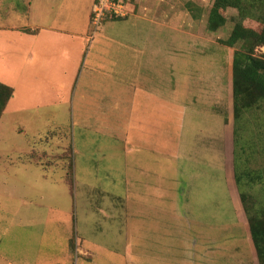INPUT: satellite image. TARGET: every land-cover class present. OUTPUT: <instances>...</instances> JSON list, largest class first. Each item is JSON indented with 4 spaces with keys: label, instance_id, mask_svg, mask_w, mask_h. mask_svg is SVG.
I'll return each instance as SVG.
<instances>
[{
    "label": "crops",
    "instance_id": "0c3cea01",
    "mask_svg": "<svg viewBox=\"0 0 264 264\" xmlns=\"http://www.w3.org/2000/svg\"><path fill=\"white\" fill-rule=\"evenodd\" d=\"M94 1L0 0V83L13 89L0 121L17 120V142L44 119L49 149L68 113L72 155L68 171L20 158L35 149L21 142L3 154L0 264H203L216 198L236 206L233 50L217 69L214 47L184 48L177 16L144 0L88 46Z\"/></svg>",
    "mask_w": 264,
    "mask_h": 264
},
{
    "label": "rangeland",
    "instance_id": "374dc122",
    "mask_svg": "<svg viewBox=\"0 0 264 264\" xmlns=\"http://www.w3.org/2000/svg\"><path fill=\"white\" fill-rule=\"evenodd\" d=\"M151 5H161V9H165L164 13L169 15L170 19H175L177 16V23L175 25L178 28L184 30V48H189V45L193 41H197V45L200 48H215L216 53V63L217 69L220 67L225 68L226 66V53H228V48L222 45V41L227 39L229 33L235 23L237 12L233 9H227L224 12L226 17L225 25L217 30L216 32L209 31L207 29V19L208 13L215 0H144ZM161 21L164 23L166 30L170 31L171 26H174V22ZM147 24V23H146ZM243 25L246 28L253 30H260V25L253 20H245ZM181 26V27H180ZM170 27V28H168ZM174 28V27H173ZM197 36L198 38L194 37ZM234 50L233 48H230ZM205 51V50H201ZM211 51V50H210ZM256 56H264V47H257L255 49ZM201 56V55H200ZM202 57V56H201ZM188 59V57L186 58ZM194 68L189 65L187 60H185V76L192 74ZM7 83H12L14 85L15 81H3ZM261 109H253L246 112L241 120V127L239 132V151L244 150L246 154L249 155V161L244 164L243 167H247L250 171L254 173H261L263 178L261 183L258 181L251 186V189L247 191L248 195L252 198V202L257 211H264V103ZM233 110V109H232ZM36 119L29 117L31 124L29 125L30 131H27L23 136L22 140H17L13 130L17 128V120L15 118H9L8 115L0 121V159H3V154L9 155L11 159H16L15 154L16 145L23 144L25 147L35 148L33 154H31L30 149H25L26 151L21 153L19 156L23 159H39L40 161H45L49 158L50 161L55 162L60 161L61 163H66L68 171L70 163V143H71V133H70V118L68 113H63L62 117L58 119L60 123L57 126L55 139H52L49 144V149L42 145L44 143L40 142L46 135L45 127L47 122L44 119H40L38 122ZM33 126V127H32ZM36 128V131L35 129ZM40 132V133H38ZM5 145V146H3ZM48 154V157L45 156ZM240 154H244L240 152ZM57 173V172H56ZM57 179L58 176L55 175ZM234 180V179H233ZM234 182V181H233ZM70 184V182H69ZM232 197L234 198V204L238 206L228 207V203L225 198H216V208L217 213L215 218L210 215L209 220L213 226L200 230V243L199 250L200 256L202 254H207L208 256L203 259V264H252V259L256 264V259L251 251L249 240L246 236L245 225L247 222L245 213L243 211L239 194L236 186L233 185ZM192 217L193 215L187 214ZM179 222V226H184ZM187 232V231H186ZM194 231L191 230V234Z\"/></svg>",
    "mask_w": 264,
    "mask_h": 264
},
{
    "label": "trees",
    "instance_id": "16d2710c",
    "mask_svg": "<svg viewBox=\"0 0 264 264\" xmlns=\"http://www.w3.org/2000/svg\"><path fill=\"white\" fill-rule=\"evenodd\" d=\"M237 12L235 23L227 39L221 43L235 49L232 58V102L234 121V185L245 213L246 236L256 264H264V211H257L247 191L262 174L243 167L249 159L244 150L239 151V132L243 115L253 109H261L264 103V56H256L255 49L264 47V0H215L208 13L207 29L216 32L226 23L224 12ZM253 20L260 25L256 31L246 28L245 20ZM13 95V89L0 83V118ZM243 152L244 154H240Z\"/></svg>",
    "mask_w": 264,
    "mask_h": 264
},
{
    "label": "built area",
    "instance_id": "2783aa9c",
    "mask_svg": "<svg viewBox=\"0 0 264 264\" xmlns=\"http://www.w3.org/2000/svg\"><path fill=\"white\" fill-rule=\"evenodd\" d=\"M134 13V0H95L90 13L88 46L94 41L107 19L125 20L132 17Z\"/></svg>",
    "mask_w": 264,
    "mask_h": 264
}]
</instances>
